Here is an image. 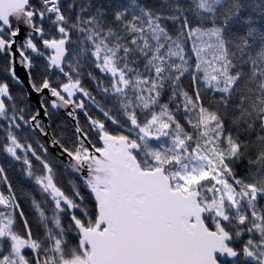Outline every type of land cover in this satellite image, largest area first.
Returning a JSON list of instances; mask_svg holds the SVG:
<instances>
[{
  "label": "snow or ice",
  "instance_id": "1",
  "mask_svg": "<svg viewBox=\"0 0 264 264\" xmlns=\"http://www.w3.org/2000/svg\"><path fill=\"white\" fill-rule=\"evenodd\" d=\"M0 264H264V0H0Z\"/></svg>",
  "mask_w": 264,
  "mask_h": 264
},
{
  "label": "water",
  "instance_id": "2",
  "mask_svg": "<svg viewBox=\"0 0 264 264\" xmlns=\"http://www.w3.org/2000/svg\"><path fill=\"white\" fill-rule=\"evenodd\" d=\"M18 71L21 73L22 76L24 75L23 69L18 68Z\"/></svg>",
  "mask_w": 264,
  "mask_h": 264
}]
</instances>
